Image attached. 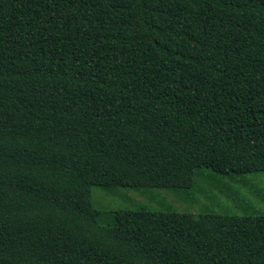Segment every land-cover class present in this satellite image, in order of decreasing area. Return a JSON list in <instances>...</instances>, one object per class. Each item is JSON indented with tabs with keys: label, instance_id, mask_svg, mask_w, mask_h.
Returning <instances> with one entry per match:
<instances>
[{
	"label": "trees",
	"instance_id": "obj_1",
	"mask_svg": "<svg viewBox=\"0 0 264 264\" xmlns=\"http://www.w3.org/2000/svg\"><path fill=\"white\" fill-rule=\"evenodd\" d=\"M264 174V0H0V264H264V215L92 208Z\"/></svg>",
	"mask_w": 264,
	"mask_h": 264
},
{
	"label": "rangeland",
	"instance_id": "obj_2",
	"mask_svg": "<svg viewBox=\"0 0 264 264\" xmlns=\"http://www.w3.org/2000/svg\"><path fill=\"white\" fill-rule=\"evenodd\" d=\"M92 208L113 210H171L196 217L202 213L264 215V174L221 178L213 173L192 179L185 191L121 189L91 191Z\"/></svg>",
	"mask_w": 264,
	"mask_h": 264
}]
</instances>
